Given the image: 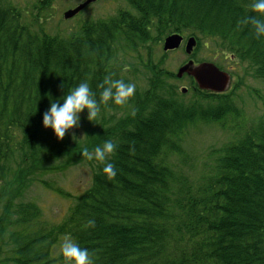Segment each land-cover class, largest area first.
I'll return each mask as SVG.
<instances>
[{
    "label": "trees",
    "instance_id": "obj_1",
    "mask_svg": "<svg viewBox=\"0 0 264 264\" xmlns=\"http://www.w3.org/2000/svg\"><path fill=\"white\" fill-rule=\"evenodd\" d=\"M125 1L131 11L62 37L0 0V264H65L57 248L66 235L88 249L92 264H264V120L214 151L196 174L182 146L189 128L241 117V80L214 94L186 76L193 101L185 103L169 84L177 77L150 63L146 91L136 87L125 105L100 104L94 122L81 113L83 139L68 132L58 140L42 125L50 100L81 82L97 100L105 75L130 82L120 49L173 34L208 38L264 82V37L238 23L256 15L251 0ZM107 139L116 145L111 180L103 164L82 156ZM82 163L93 171L92 184L61 223L16 203L37 177ZM89 219L94 226L83 227Z\"/></svg>",
    "mask_w": 264,
    "mask_h": 264
},
{
    "label": "rangeland",
    "instance_id": "obj_2",
    "mask_svg": "<svg viewBox=\"0 0 264 264\" xmlns=\"http://www.w3.org/2000/svg\"><path fill=\"white\" fill-rule=\"evenodd\" d=\"M4 1L20 9L23 14L29 17H38L40 25L48 34L62 37L76 34L81 26L88 21L109 19L116 16L120 11H131L125 0H95L75 17L64 19V14L67 11L76 9L87 0H49L50 5L45 9H42V0ZM187 35L185 34V41L178 50L165 53L163 42L166 37H164L156 45H139L137 49L134 48V51L120 49L119 60L124 62L128 74L127 78L130 82L144 91L149 88L151 75L145 67L150 63L165 73H171L175 76L178 70L189 61H192L195 66L201 63L219 65L221 70L232 77L230 90L227 94L234 89L239 80L242 81L235 97L236 105L241 112L239 119L228 117L222 125H198L189 128L186 134L182 144L184 156L189 159V164H192V170L195 171L192 173L196 174L201 171L203 163L214 151H218L233 140H237L251 126H255L259 121L264 120V82L248 76V74L245 75L244 67H247L246 65L238 63L230 56H225L218 46L206 37H200V42H198L195 36H191L196 39L197 43L192 53L186 54ZM248 73L252 72L249 71ZM169 84L180 94L182 89L187 90L184 95L185 98H182L185 103L193 101V86L189 78L185 76L182 79H171ZM71 132L78 134L77 128L70 130L69 133L71 134ZM83 133L82 127L79 128L78 135L81 139L84 138H82ZM177 162L179 161L177 160ZM92 179L93 171L86 163L71 166L65 170L56 169L37 177V180L26 189L23 198H18L16 203H31L41 210L46 221L59 224L66 217L75 198L82 195L91 186ZM56 188L62 190L68 197L55 193L54 189ZM59 247L57 251H59ZM5 257L2 254L0 259Z\"/></svg>",
    "mask_w": 264,
    "mask_h": 264
},
{
    "label": "clouds",
    "instance_id": "obj_3",
    "mask_svg": "<svg viewBox=\"0 0 264 264\" xmlns=\"http://www.w3.org/2000/svg\"><path fill=\"white\" fill-rule=\"evenodd\" d=\"M250 10L256 15L247 16L238 23H250L256 37H264V20L258 18L264 16V0H251ZM96 87L99 90V100L96 99V94L90 89L87 81L70 88L62 97L50 100V107L42 115V125L45 128H51L58 140H63L66 133L80 126L81 113L85 110L86 119L94 122L98 117L100 104L107 106L111 101L114 105H125L136 90L134 83H126L124 79L112 78L111 75H105ZM71 135L73 139H77L74 132H71ZM115 148L114 141L107 139L102 145L95 146L92 151L85 148L82 156L89 161L94 160L103 164L102 172L111 180L116 172L108 157L114 153ZM94 224L95 221L89 219L83 227H92ZM59 251L65 264H92L88 249L81 247L70 236L63 237Z\"/></svg>",
    "mask_w": 264,
    "mask_h": 264
},
{
    "label": "water",
    "instance_id": "obj_4",
    "mask_svg": "<svg viewBox=\"0 0 264 264\" xmlns=\"http://www.w3.org/2000/svg\"><path fill=\"white\" fill-rule=\"evenodd\" d=\"M95 0H87L84 4L80 5L74 10H70L64 14L65 19H70L86 8L89 4ZM183 37L175 34L167 37L164 41V52L174 51L181 47ZM195 38L191 37L187 40L185 46L186 54L190 55L196 46ZM184 75L192 77L200 90L209 91L213 93H225L231 84L230 76L217 68L211 63H201L194 65L192 61L183 65L177 72V78L181 79ZM183 93H186V89H182Z\"/></svg>",
    "mask_w": 264,
    "mask_h": 264
}]
</instances>
